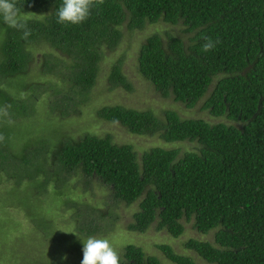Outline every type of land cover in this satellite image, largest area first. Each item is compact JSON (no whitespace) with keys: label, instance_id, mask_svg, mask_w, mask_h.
<instances>
[{"label":"trees","instance_id":"1","mask_svg":"<svg viewBox=\"0 0 264 264\" xmlns=\"http://www.w3.org/2000/svg\"><path fill=\"white\" fill-rule=\"evenodd\" d=\"M61 5L62 0H17L23 13L38 15L28 19L27 39L0 18V108L8 112L0 118L5 137L0 178L14 186L18 179L36 178L44 186L77 178L85 189L96 182L114 204L138 203L130 232L142 234L154 226L179 238L181 221L192 220L199 234L213 232L212 243L189 239L184 244L204 263L264 264V0H104L77 25L57 22ZM158 22L179 27L186 37L149 36L137 52L139 76L187 108L204 99L203 109L216 121L184 119L173 110L159 117L122 105L105 104L94 112L132 135L193 144V150L181 154L177 148L154 147L138 158L131 145H117L110 135L68 137L49 122H64L88 105L100 65L119 46L122 28L141 31ZM205 38L219 43L204 52ZM39 47L49 50L38 70L47 80L28 84ZM118 63L107 75V92L131 91ZM42 96L52 116L46 122L50 134L19 137L29 122L20 123L34 121V104ZM78 208L71 217L78 234L91 237L112 223L98 208ZM156 248L168 264H199L169 245ZM120 262L163 263L134 245L124 247Z\"/></svg>","mask_w":264,"mask_h":264},{"label":"rangeland","instance_id":"2","mask_svg":"<svg viewBox=\"0 0 264 264\" xmlns=\"http://www.w3.org/2000/svg\"><path fill=\"white\" fill-rule=\"evenodd\" d=\"M122 32L123 37L119 46L114 52L107 53L100 65V72L88 105L76 108L75 113L62 118L64 122L55 119L49 122H54L57 129L68 137L77 138L85 132L98 136L110 135L117 145H131L138 158L154 147L177 148L181 154L193 150V144H165L158 136H135L118 125L97 119L94 111L106 104L122 105L139 111L150 110L159 117H162L164 111L173 110L184 119L216 121L209 116L207 110L203 109L204 99L194 107L187 108L184 104L175 102L171 96H161L137 72L139 46L153 34L166 38V34L171 32L179 37H186L180 33L179 27L158 22L146 26L141 31L127 32L122 28ZM48 51L45 47L34 49L35 59L29 66L30 74L26 83H42L47 80V77L39 76L38 70L42 65V55ZM119 61L122 72L131 85V91H125L119 87L107 92V75L111 66L119 64ZM3 88L10 90L6 86ZM23 92L20 95H25L26 92ZM42 99L43 96L39 97L34 104L35 111L32 117L34 121L20 123L23 126L29 122L28 125L21 127L19 137L22 133V137H25V134L33 135V137L50 134L47 128L51 123L46 124V122L52 116L48 108L43 106ZM18 176L21 178L22 173ZM18 181L17 186H14L13 180L5 181L0 178V264H81L83 242L90 236L78 234L75 229L71 217L76 208V214L82 210L78 206H90L107 212L106 222L112 220V223L106 224L104 228H101V232L91 237L109 239L119 256L125 246L134 245L141 248L147 256L156 257L163 262L162 264H168L164 255L156 247L169 245L175 253L192 257L196 263L206 264L192 251L185 249L184 244L189 239L212 243L213 232L207 235L199 234L194 230L192 220L181 221L184 232L179 238H172L165 231L158 232L154 226L142 234L130 232L127 225L133 222L138 203L130 206L114 204L109 198L107 189L96 182H92L91 187L85 189L77 178L70 179L65 185L42 186L39 184L41 181L36 178L33 181H21V179ZM29 216L35 220L31 221Z\"/></svg>","mask_w":264,"mask_h":264},{"label":"clouds","instance_id":"3","mask_svg":"<svg viewBox=\"0 0 264 264\" xmlns=\"http://www.w3.org/2000/svg\"><path fill=\"white\" fill-rule=\"evenodd\" d=\"M104 0H62V5L57 9L58 23L77 25L84 22L90 15L92 7L103 4ZM38 16L32 13L25 14L21 7L17 6V0H0V18L9 28L22 31V39H27L31 35L28 29V19ZM43 16V15H40ZM219 41L205 38L202 51L208 52L215 48ZM6 108H0V118L7 117ZM7 123H11L8 120ZM5 137L0 134V142ZM83 258L81 264H121L117 250L107 238L89 237L83 242Z\"/></svg>","mask_w":264,"mask_h":264}]
</instances>
